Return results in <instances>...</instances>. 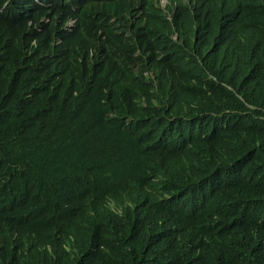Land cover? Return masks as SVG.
I'll list each match as a JSON object with an SVG mask.
<instances>
[{
	"label": "trees",
	"instance_id": "1",
	"mask_svg": "<svg viewBox=\"0 0 264 264\" xmlns=\"http://www.w3.org/2000/svg\"><path fill=\"white\" fill-rule=\"evenodd\" d=\"M116 1L0 0V264H264V0L196 59Z\"/></svg>",
	"mask_w": 264,
	"mask_h": 264
},
{
	"label": "clouds",
	"instance_id": "2",
	"mask_svg": "<svg viewBox=\"0 0 264 264\" xmlns=\"http://www.w3.org/2000/svg\"><path fill=\"white\" fill-rule=\"evenodd\" d=\"M84 2L95 25L113 20L115 14L122 13L125 5L116 0H84ZM143 11L155 22L158 30L172 26L184 16L191 15L193 25L187 34L179 36L174 31L168 34L171 39H178L189 56L195 59L198 58L200 49L212 47L227 39L235 25L220 17L212 19V8L205 0H143ZM140 14L141 11L138 10L136 16ZM99 134H118L116 124L110 122L95 127V133L89 137L93 145L94 137ZM125 145L126 142L120 144L121 147Z\"/></svg>",
	"mask_w": 264,
	"mask_h": 264
},
{
	"label": "rangeland",
	"instance_id": "3",
	"mask_svg": "<svg viewBox=\"0 0 264 264\" xmlns=\"http://www.w3.org/2000/svg\"><path fill=\"white\" fill-rule=\"evenodd\" d=\"M130 148V147H129ZM116 163V162H115ZM116 166L118 167V168H120V169H122V168H125L127 165H126V163H123V162H117L116 163ZM112 208H113V205L111 206Z\"/></svg>",
	"mask_w": 264,
	"mask_h": 264
}]
</instances>
